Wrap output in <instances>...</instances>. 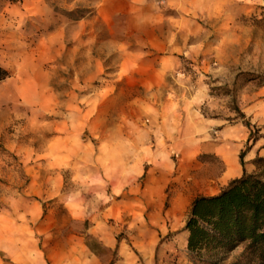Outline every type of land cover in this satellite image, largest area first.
Here are the masks:
<instances>
[{"label": "rangeland", "instance_id": "1", "mask_svg": "<svg viewBox=\"0 0 264 264\" xmlns=\"http://www.w3.org/2000/svg\"><path fill=\"white\" fill-rule=\"evenodd\" d=\"M0 67V242L10 249L0 247V264H76L93 258L84 243L101 264H256L244 244L194 258L182 230L190 202L172 194L228 184L224 162L194 155V139L238 142V153L264 139V0H0ZM167 104L170 125L187 114L193 134L159 126ZM143 150L156 164L131 197L85 188L103 184L109 161ZM158 183H168L163 202L143 203L139 186ZM65 197L71 209L86 198L88 218L69 216Z\"/></svg>", "mask_w": 264, "mask_h": 264}, {"label": "trees", "instance_id": "2", "mask_svg": "<svg viewBox=\"0 0 264 264\" xmlns=\"http://www.w3.org/2000/svg\"><path fill=\"white\" fill-rule=\"evenodd\" d=\"M85 11L89 10L81 8L68 15L77 20ZM6 77L8 72L0 67V80ZM246 141L237 156L242 168L243 156L255 139ZM251 165L255 173L242 170L238 179L216 195L196 197L189 204L182 230L187 234L185 248L197 260L226 254L244 244L254 263L264 264V157L255 156Z\"/></svg>", "mask_w": 264, "mask_h": 264}, {"label": "crops", "instance_id": "3", "mask_svg": "<svg viewBox=\"0 0 264 264\" xmlns=\"http://www.w3.org/2000/svg\"><path fill=\"white\" fill-rule=\"evenodd\" d=\"M262 106L264 110V103L262 104ZM165 107L167 108V110L163 109ZM161 109L162 110L161 111L158 110V113H156L155 115L156 122L159 124V126H163L165 124L169 125L171 127L169 130L170 136H173L174 138H176V137H179L181 133H184L186 131L193 134V128L191 127L192 124L191 125L188 124L187 114H184L182 122L178 123L180 127L173 125L174 126V134H173V128H172L173 126L170 125V121H172L170 120V117H172L173 114L171 110L169 109V105L168 104L164 106L162 105ZM203 121H204V127H207V128L209 126L218 125L217 122H215L212 119H206ZM232 129H234L233 131L239 132V130H243V127L236 125V126H233ZM243 134L246 135V133H243ZM192 138L194 139L195 137L192 135ZM194 140H195L194 142L192 141L190 142L192 143L191 151H195L194 155L202 154V153L210 154L212 155L213 158L217 159V161L221 165H222V161L224 162L225 167L223 171L221 169L218 180L221 183L225 182V184H227V182L229 183L232 180L238 179V177H240L242 173V170H244V172L247 174V172L250 169L246 168L247 167L246 163H250L254 159V156L264 157V139L261 137H258L257 139H255L254 144H252L250 148L247 150V152L244 154L243 168L239 165V159L237 158V153L241 148V143L231 142L229 148H225L224 146L221 145V142L214 144V143H209L207 141L198 142V140L196 139ZM125 156L126 155H124V157H120L119 159H116V161H109L107 166L99 170L98 178L103 181L102 182L103 184L97 185L98 183L97 184L95 183V185H89V183H87L85 188L88 190L94 189L93 193L103 191L105 196H107V192L109 191V195L111 198H114V197L116 198L119 193L122 194V196H124L125 198L129 196L131 197L130 194L134 193L133 191L134 179L138 178V176L144 175L146 173L145 166L149 165L150 163L156 164V161L153 160V157H154L153 150H143L140 153V156H138L133 162H131L129 157H125ZM168 160L169 159L166 160V164L169 167L170 161ZM249 167H250V164H249ZM133 169H135L136 171L135 170L133 171ZM210 180L211 178L208 176V178L204 179L201 182V184L196 186L195 188L197 189L200 188L201 190H203L205 182L210 181ZM167 184L168 183H163L161 185L160 183H158L156 186H154L153 187L154 189H152V192L156 194L152 196H150V192H151L149 188L150 186H148L147 184L143 185L142 187L139 186V190H138L139 197L138 198L143 199L144 200L142 201L143 203H153L154 201L159 202V203L163 202L162 195L164 194V188L167 187ZM219 191L215 193H205V192L201 193L202 191L200 190L196 191L195 189H192L191 192L185 194L186 196L180 197V200L177 199L178 195H176L175 193L172 194V196H173V200H178L180 202L188 201L191 203V201L195 199L196 197L213 196V195H216ZM112 194H115V196L113 197ZM99 196H103V194H100ZM91 198L93 199V202L100 204L101 200L96 197V194L92 195ZM85 203H86V198H82L80 199V201H78V203L77 202L75 203V205H79V206L78 207L74 206L76 208L71 209L70 205L72 204V199L69 201L66 199L64 203L65 204L64 207H66L67 213L69 216H74L77 219L86 220V218H88V216L86 215V210L84 208L81 209ZM108 206H110V203L108 204ZM166 213L170 214L172 213V210L170 211L167 210ZM93 214L94 216H96L95 213ZM87 230L88 231L90 230V233H93L95 235L96 234L95 224H92L91 226L87 227L86 231ZM95 236H97V234ZM98 240H99L100 245L108 251H110L109 249L111 247H115V244H116V242L112 240H109L108 242L101 240V238H98ZM0 247H2V251L4 250L10 251V249H8L7 247V244H3V242H0ZM83 248H84L83 250L88 251L92 255L93 258L91 259H89V257H87L86 259L82 258L80 261H76L75 262L76 264H98V263L101 264L100 257L97 256V254L93 252L92 249L86 243L83 244Z\"/></svg>", "mask_w": 264, "mask_h": 264}]
</instances>
